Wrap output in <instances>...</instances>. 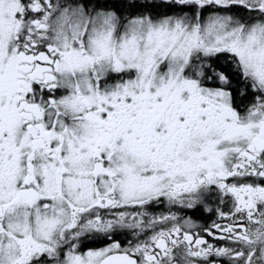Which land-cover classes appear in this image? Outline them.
Returning a JSON list of instances; mask_svg holds the SVG:
<instances>
[{"label": "snow or ice", "instance_id": "1", "mask_svg": "<svg viewBox=\"0 0 264 264\" xmlns=\"http://www.w3.org/2000/svg\"><path fill=\"white\" fill-rule=\"evenodd\" d=\"M0 264H264V0H0Z\"/></svg>", "mask_w": 264, "mask_h": 264}]
</instances>
